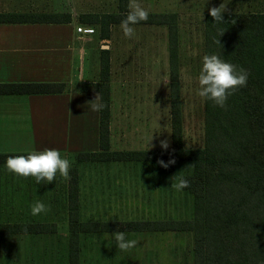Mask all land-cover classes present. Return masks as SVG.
<instances>
[{
	"label": "trees",
	"instance_id": "trees-1",
	"mask_svg": "<svg viewBox=\"0 0 264 264\" xmlns=\"http://www.w3.org/2000/svg\"><path fill=\"white\" fill-rule=\"evenodd\" d=\"M223 16L225 23L219 24H214L210 14L206 16L204 55L218 54L222 59L247 69L250 76L247 86L229 96L224 108L206 99L203 149L184 148L180 71L176 64L179 47L176 14H149L146 22L139 23L166 25L169 29L171 149L111 151L109 51H101L99 81L79 86L80 92L100 93L108 107L100 112V151L79 154L77 164L174 160L190 161L195 165L192 173L183 177L190 181V187L183 191L191 197L192 218L122 225L82 219L79 170L71 168L65 204L70 231L69 264H78L83 238L88 240L118 226L132 232L191 235L192 264H264V13H223ZM125 18L120 14H91L81 17V23L98 25L101 36L108 37L110 24ZM35 21L65 23L71 21V16L58 13L0 15V23ZM222 32L224 34L220 36ZM219 39L223 47L216 42ZM64 89V85L55 84H0V95L55 94ZM8 156L16 155H0V165L6 164ZM55 231V226L44 222L0 223V235L52 234Z\"/></svg>",
	"mask_w": 264,
	"mask_h": 264
},
{
	"label": "rangeland",
	"instance_id": "rangeland-1",
	"mask_svg": "<svg viewBox=\"0 0 264 264\" xmlns=\"http://www.w3.org/2000/svg\"><path fill=\"white\" fill-rule=\"evenodd\" d=\"M91 10L105 13H120L122 18L129 12L130 0H84ZM149 14H176L179 25V47L177 66L180 71L181 105L183 114V142L185 149H203L205 146V103L197 95L198 76L206 47V16L212 7L224 6L229 14L264 13V0H138ZM50 0H43V12L52 9ZM65 10V0H58L55 7ZM95 37V36H94ZM93 38V37H92ZM91 38V39H92ZM136 39V37H135ZM134 40V39H133ZM123 45L121 51H137L136 40ZM113 45V43L111 44ZM141 52H159V45H142ZM119 55V54H118ZM118 57V56H117ZM154 84L145 87L131 86L129 129L148 131V140L130 142L134 149L169 150L172 148L171 87L168 93L157 80L159 69L153 70ZM127 76H131L127 71ZM119 82L120 74H116ZM157 81V83L155 82ZM127 86H130L128 83ZM171 86V83H170ZM150 91V92H149ZM119 95V93H118ZM151 96L154 103L143 102L141 97ZM144 97V98H145ZM169 97V102H168ZM142 106V107H141ZM133 123V125H132ZM166 141L167 149L161 146ZM118 151L126 149L116 144ZM147 147V148H146ZM72 167H77L80 177L82 219L89 222L118 223L187 220L192 218V200L184 191L171 188L172 178H183L193 171L190 161L153 163H93L77 164L68 158ZM190 166V167H189ZM4 175V171L0 172ZM67 181L59 174L56 181L48 184L46 193L43 185L42 201L55 202L50 211L41 213V220L55 226L52 234L35 237H10L0 239V245L13 247L0 254V264H69L70 231L64 212ZM46 196V197H45ZM5 214L11 209H5ZM19 206H13V216L18 215ZM5 221L10 220L4 216ZM124 228V227H122ZM121 226L82 239L78 264H192L193 239L189 234L172 232H132L127 238L138 241L129 251H119L112 234L122 230ZM116 229V231H115ZM86 241V242H85ZM85 242V243H84ZM31 247V250H27Z\"/></svg>",
	"mask_w": 264,
	"mask_h": 264
},
{
	"label": "crops",
	"instance_id": "crops-1",
	"mask_svg": "<svg viewBox=\"0 0 264 264\" xmlns=\"http://www.w3.org/2000/svg\"><path fill=\"white\" fill-rule=\"evenodd\" d=\"M57 1L50 0L52 9L43 12V0H0V15L58 13L71 16V21L65 23H0V84L65 86L63 92L55 94L0 95V155L58 149L62 157L76 159L77 162L79 154L100 151V112L91 111L89 105L97 93L80 92L79 86L99 81L103 50L109 51L110 62V149L118 151L116 144H121L126 149L120 151H140L131 147L130 142H147L148 131L128 127L131 121L129 91L131 86L150 90L149 87L154 84L153 70L159 69L157 81L168 93L171 87L168 27L132 25L136 39H128L119 22L110 24L108 37H102L98 25L81 23V17L99 12L86 7L84 0H65V10L58 11L54 8ZM80 25L95 27V37L85 39L77 35L76 29ZM132 40H136L137 51L123 53V45L131 46ZM142 45H159L160 50L141 52ZM127 71L130 77L126 75ZM116 74H120L119 82H115ZM128 83L130 86H127ZM144 97L139 98L143 105L154 103L151 96ZM3 171V177L0 175V223L42 222L41 214H31V205L37 200L42 201L43 185L47 193L48 184H37L33 177L17 176L8 171L6 164L0 165V172ZM44 203L49 206L55 204L50 200ZM80 203L82 205L81 198ZM65 204L66 200L63 208L68 218ZM2 205L11 210L5 214ZM15 205L19 206L18 215L11 218ZM4 216H9L10 220L5 221ZM39 235L42 234L0 235V239ZM12 248L0 245V254Z\"/></svg>",
	"mask_w": 264,
	"mask_h": 264
},
{
	"label": "clouds",
	"instance_id": "clouds-1",
	"mask_svg": "<svg viewBox=\"0 0 264 264\" xmlns=\"http://www.w3.org/2000/svg\"><path fill=\"white\" fill-rule=\"evenodd\" d=\"M224 12L223 4L220 7H212L210 9V15L215 21L214 24L225 23ZM148 17L149 12L141 6L138 0H130L129 12L126 18L121 21L124 36L128 39L134 38L135 30L132 25L139 24L142 21L146 22ZM223 34L224 32L220 36H223ZM216 42L221 45L220 39ZM249 76L250 72L247 69L222 59L218 54L204 55L198 76L199 88L197 95L201 98L211 100L217 106L224 108L229 96L235 94L240 88L247 86ZM89 105H91V111L93 112H101L108 107L102 101L100 93L96 94L95 99L89 102ZM161 146L167 149L168 144L166 141H162ZM159 163L163 167H168V164H165L162 160ZM169 163H175V161L173 160ZM6 167L9 172L17 176L35 178L37 184H52L56 181L58 174L65 180L71 179V163L69 159L62 157L58 149L32 151L26 156H8ZM172 180L171 188L178 193L190 187L189 180L184 178L178 179L177 175ZM50 210V206L40 200L35 201L31 205V214L33 216L47 213ZM24 230L27 231V227ZM112 236L116 241V246L119 251H129L137 246L138 241L128 239V233L126 231L117 230Z\"/></svg>",
	"mask_w": 264,
	"mask_h": 264
},
{
	"label": "built area",
	"instance_id": "built-area-1",
	"mask_svg": "<svg viewBox=\"0 0 264 264\" xmlns=\"http://www.w3.org/2000/svg\"><path fill=\"white\" fill-rule=\"evenodd\" d=\"M76 34L85 39H90L96 35L95 27L80 25L76 29Z\"/></svg>",
	"mask_w": 264,
	"mask_h": 264
}]
</instances>
